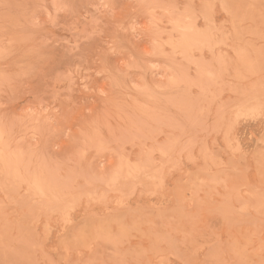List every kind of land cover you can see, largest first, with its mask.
Instances as JSON below:
<instances>
[{"label": "rangeland", "instance_id": "obj_1", "mask_svg": "<svg viewBox=\"0 0 264 264\" xmlns=\"http://www.w3.org/2000/svg\"><path fill=\"white\" fill-rule=\"evenodd\" d=\"M0 264H264V0H0Z\"/></svg>", "mask_w": 264, "mask_h": 264}]
</instances>
